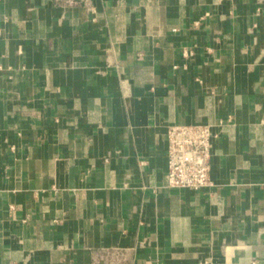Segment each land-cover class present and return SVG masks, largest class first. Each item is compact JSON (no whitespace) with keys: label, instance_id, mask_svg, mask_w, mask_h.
<instances>
[{"label":"crops","instance_id":"0c3cea01","mask_svg":"<svg viewBox=\"0 0 264 264\" xmlns=\"http://www.w3.org/2000/svg\"><path fill=\"white\" fill-rule=\"evenodd\" d=\"M0 264H264V0H0Z\"/></svg>","mask_w":264,"mask_h":264},{"label":"built area","instance_id":"2783aa9c","mask_svg":"<svg viewBox=\"0 0 264 264\" xmlns=\"http://www.w3.org/2000/svg\"><path fill=\"white\" fill-rule=\"evenodd\" d=\"M194 52L185 49L183 58L190 59ZM175 68H178L175 66ZM187 69V66H183ZM215 125H174L168 129L167 181L168 187L200 191L213 187L210 177L211 151L219 137Z\"/></svg>","mask_w":264,"mask_h":264}]
</instances>
